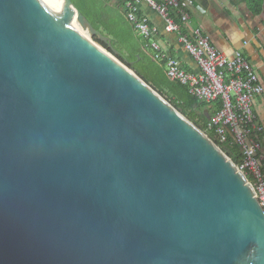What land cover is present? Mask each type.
Here are the masks:
<instances>
[{
	"label": "water",
	"instance_id": "obj_1",
	"mask_svg": "<svg viewBox=\"0 0 264 264\" xmlns=\"http://www.w3.org/2000/svg\"><path fill=\"white\" fill-rule=\"evenodd\" d=\"M60 1L0 0V264H264L248 178Z\"/></svg>",
	"mask_w": 264,
	"mask_h": 264
},
{
	"label": "built area",
	"instance_id": "obj_2",
	"mask_svg": "<svg viewBox=\"0 0 264 264\" xmlns=\"http://www.w3.org/2000/svg\"><path fill=\"white\" fill-rule=\"evenodd\" d=\"M121 3L128 21L145 40L154 59L165 66L167 76L186 86L200 103L217 111L207 123L206 134L221 149L237 147L241 159L236 163L249 180L264 208V126L254 110L263 95L261 78L242 51L228 56L219 51L202 29H191L190 13L179 0H112ZM147 5L165 22L168 33L178 34L181 43L200 68L199 73L183 69L177 59L165 52L156 40L157 29L142 11Z\"/></svg>",
	"mask_w": 264,
	"mask_h": 264
},
{
	"label": "crops",
	"instance_id": "obj_3",
	"mask_svg": "<svg viewBox=\"0 0 264 264\" xmlns=\"http://www.w3.org/2000/svg\"><path fill=\"white\" fill-rule=\"evenodd\" d=\"M191 15L189 28L202 29L213 45L228 56L242 51L264 85V0H179ZM143 13L157 29L156 40L177 59L183 69L199 73L200 68L181 43L179 35L168 33L158 13L142 5ZM146 43V42H145ZM264 126V93L254 102ZM264 144V131L260 135Z\"/></svg>",
	"mask_w": 264,
	"mask_h": 264
},
{
	"label": "trees",
	"instance_id": "obj_4",
	"mask_svg": "<svg viewBox=\"0 0 264 264\" xmlns=\"http://www.w3.org/2000/svg\"><path fill=\"white\" fill-rule=\"evenodd\" d=\"M72 2L96 30L112 39L114 47H110L98 36L93 37L96 43L135 71L192 123L206 132L208 120L205 111L208 110L212 116L217 108L200 103L190 95L186 86L172 81L167 76L164 65L154 60L153 53L146 46L145 40L128 21L121 3L110 0H72ZM209 137L214 139L212 135ZM222 150L235 163L240 161L241 155L237 147Z\"/></svg>",
	"mask_w": 264,
	"mask_h": 264
},
{
	"label": "bare ground",
	"instance_id": "obj_5",
	"mask_svg": "<svg viewBox=\"0 0 264 264\" xmlns=\"http://www.w3.org/2000/svg\"><path fill=\"white\" fill-rule=\"evenodd\" d=\"M48 6H50L54 11L59 14L64 13V4L60 0H43ZM76 27L82 30L78 25L77 22L75 23Z\"/></svg>",
	"mask_w": 264,
	"mask_h": 264
},
{
	"label": "rangeland",
	"instance_id": "obj_6",
	"mask_svg": "<svg viewBox=\"0 0 264 264\" xmlns=\"http://www.w3.org/2000/svg\"><path fill=\"white\" fill-rule=\"evenodd\" d=\"M110 1H112V0H110ZM113 2V1H112ZM87 35L88 36H90L91 37V35L89 34V33H87ZM91 39L93 40V41H95L94 39H93V37H91ZM96 42V41H95ZM98 44V43H97ZM99 45V44H98ZM100 46V45H99ZM104 49V48H103ZM105 50V49H104ZM105 51H107V50H105ZM108 53H110L109 51H107ZM111 54V53H110ZM112 55V54H111ZM156 61V60H155ZM159 62V61H158ZM165 67V66H164ZM166 70V69H165Z\"/></svg>",
	"mask_w": 264,
	"mask_h": 264
}]
</instances>
